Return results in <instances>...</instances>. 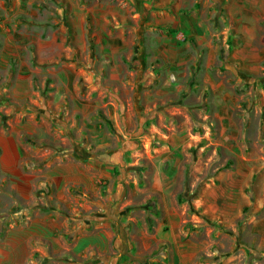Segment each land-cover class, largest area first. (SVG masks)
Masks as SVG:
<instances>
[{
    "label": "rangeland",
    "instance_id": "rangeland-1",
    "mask_svg": "<svg viewBox=\"0 0 264 264\" xmlns=\"http://www.w3.org/2000/svg\"><path fill=\"white\" fill-rule=\"evenodd\" d=\"M0 129L36 130L23 133L36 149L31 166L103 158L119 186L71 192L97 203L150 191L118 207L138 208L149 229L167 206L189 227L215 229L203 201L215 197L217 176L242 157L264 174V0H0ZM51 182L39 178L32 205L57 201ZM121 226L129 259L117 264H156L161 250L143 251L140 225ZM36 244L44 253L29 264L115 256L51 259L47 241Z\"/></svg>",
    "mask_w": 264,
    "mask_h": 264
},
{
    "label": "crops",
    "instance_id": "crops-1",
    "mask_svg": "<svg viewBox=\"0 0 264 264\" xmlns=\"http://www.w3.org/2000/svg\"><path fill=\"white\" fill-rule=\"evenodd\" d=\"M15 1L19 4L21 0ZM23 133L38 134L35 129H0V264H29L36 251L44 253L45 248L36 244L38 239L46 240L47 252L53 254L68 251L73 256L89 257L92 262L96 254L114 253L106 264L127 261L129 256L124 258L123 250L128 245L120 240L125 232L122 218L129 224H139V229L144 230L143 251L161 250L153 258L156 264H264V174L253 172L250 159L240 158L238 169L217 176L215 197L203 201L205 214L215 217V229L201 223L189 227L185 213L168 206L161 210V219L149 229L143 218L134 216L138 208L123 213L118 207L122 202L135 205L147 198L150 191L134 189L127 196L124 193L101 195L105 202L97 203L73 194L71 187L79 186L85 194L92 192L98 196L102 180L117 188L119 183L110 164L93 156L87 161L71 158L59 163L53 160L45 166H30L36 149L24 140ZM39 178L52 181L51 197L67 208L81 207L95 216L87 222H70L57 210L46 211L32 205L37 199ZM160 181L158 176L154 183L156 191ZM157 193L158 198L165 199L162 191ZM14 196L22 202H15ZM159 206L162 209L161 203ZM69 228L75 232L71 241L65 236ZM205 249L210 251L208 258L203 254ZM51 264L73 263L67 259Z\"/></svg>",
    "mask_w": 264,
    "mask_h": 264
},
{
    "label": "trees",
    "instance_id": "trees-1",
    "mask_svg": "<svg viewBox=\"0 0 264 264\" xmlns=\"http://www.w3.org/2000/svg\"><path fill=\"white\" fill-rule=\"evenodd\" d=\"M27 140L28 141H30V139H28L27 138ZM35 162V161H34ZM34 162H31L30 163V166L31 165H33V163ZM72 191H73V193H75V194H81L82 195V193L81 192H78L77 191V189L76 188H73L72 189ZM35 206H37V207H40V208H42V209H44V210H46V211H52V210H57V211H59V212H61L63 215H65V216H67L68 218H69V220H71V221H75V220H78V219H83V220H86L87 218H89V217H93V216H95L93 213H88V212H86V211H84V210H80V212H81V215H79V218H76L74 215H73V213L71 212V210L69 209V208H67V207H65L61 202H59V201H54L52 198H50V199H48V198H46V201H45V203L44 204H39V203H37V205H35ZM74 235H75V232L73 231V230H71V231H66L65 232V236L67 237V239L69 240V241H71V240H73V238H74ZM67 254V253H66ZM65 254V255H66ZM69 254V256H72V258H75V256H73V255H71V253H68ZM110 254H104L103 255V258H106L107 256H109ZM102 256V255H101ZM101 256L100 255H94L93 256V261L92 262H98V260H102L101 259ZM65 257V256H64ZM50 258L51 259H54V258H58L56 255H52V253H50Z\"/></svg>",
    "mask_w": 264,
    "mask_h": 264
}]
</instances>
